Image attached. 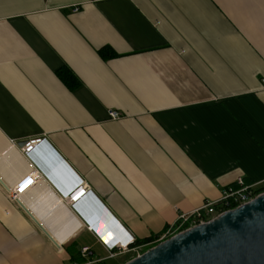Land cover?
<instances>
[{
	"label": "crops",
	"instance_id": "1",
	"mask_svg": "<svg viewBox=\"0 0 264 264\" xmlns=\"http://www.w3.org/2000/svg\"><path fill=\"white\" fill-rule=\"evenodd\" d=\"M263 80L264 0H0V264H122L150 243L104 244L158 243L238 176L263 179ZM31 168L17 206L5 186ZM83 181L121 228L60 200Z\"/></svg>",
	"mask_w": 264,
	"mask_h": 264
},
{
	"label": "water",
	"instance_id": "2",
	"mask_svg": "<svg viewBox=\"0 0 264 264\" xmlns=\"http://www.w3.org/2000/svg\"><path fill=\"white\" fill-rule=\"evenodd\" d=\"M24 144L25 141L17 145ZM82 204L96 215L88 222L90 229L121 228L99 201L88 200ZM25 210L53 241L45 228ZM123 264H264V192L205 223L159 241Z\"/></svg>",
	"mask_w": 264,
	"mask_h": 264
},
{
	"label": "built area",
	"instance_id": "3",
	"mask_svg": "<svg viewBox=\"0 0 264 264\" xmlns=\"http://www.w3.org/2000/svg\"><path fill=\"white\" fill-rule=\"evenodd\" d=\"M108 114L112 119L120 118L122 115L116 110H109ZM40 141L41 140L39 138L26 140L25 144L19 148L20 154L24 157L27 156L35 148V146L40 143ZM9 143L10 146L15 144L11 140ZM40 177L41 176L33 168H31L28 174L21 178L20 182L16 185L12 187L5 186L6 192L14 204L22 206L21 201L23 199V195L38 181V179H40ZM27 181H30V183H27V186L24 187L23 191H21V187L25 185ZM235 183L236 187L228 186L226 189L222 190L219 199L207 200L200 207L192 210L191 212L178 213L176 221L171 226L166 228L164 234L158 241L168 238L169 236L185 229L191 228L197 224L205 223L222 212L244 204L252 200L258 194L264 192V178L257 182L246 184L243 177L238 176ZM90 192L91 190L89 186L83 181L78 186L73 188L66 197L60 198V200L64 201L71 209L75 210L78 204L82 203ZM87 228L89 229V227ZM128 233L130 234V232ZM128 238L130 239L121 237L118 241H114L110 244H104L108 254L107 257H113L119 253L135 250L141 246L135 244L136 239L131 234ZM88 250L89 247L87 246L80 249V253L83 258H87ZM84 264H90V262Z\"/></svg>",
	"mask_w": 264,
	"mask_h": 264
},
{
	"label": "trees",
	"instance_id": "4",
	"mask_svg": "<svg viewBox=\"0 0 264 264\" xmlns=\"http://www.w3.org/2000/svg\"><path fill=\"white\" fill-rule=\"evenodd\" d=\"M98 53L103 58H109L115 55V53L111 51V49L104 46L98 49ZM57 74L59 78L69 87H75L79 84L78 78L68 68L60 69L59 71H57ZM145 243H150V245L147 246V248H144V251L149 247L155 245L157 242L151 237L144 238L142 240H136L135 242L136 245H143ZM71 259L73 260V258Z\"/></svg>",
	"mask_w": 264,
	"mask_h": 264
},
{
	"label": "rangeland",
	"instance_id": "5",
	"mask_svg": "<svg viewBox=\"0 0 264 264\" xmlns=\"http://www.w3.org/2000/svg\"><path fill=\"white\" fill-rule=\"evenodd\" d=\"M136 255H134V253L133 252H130V253H127V254H125V255H119V256H117V257H114L113 259H117V260H119V261H122L123 263L124 262H126V261H128L129 259H131V258H133V257H135ZM126 260V261H125ZM122 263V264H123Z\"/></svg>",
	"mask_w": 264,
	"mask_h": 264
},
{
	"label": "snow or ice",
	"instance_id": "6",
	"mask_svg": "<svg viewBox=\"0 0 264 264\" xmlns=\"http://www.w3.org/2000/svg\"><path fill=\"white\" fill-rule=\"evenodd\" d=\"M27 183H30V181H27V182L25 183V185H23V186L21 187V191H23L24 187L27 186ZM105 242L107 243V240H106Z\"/></svg>",
	"mask_w": 264,
	"mask_h": 264
},
{
	"label": "clouds",
	"instance_id": "7",
	"mask_svg": "<svg viewBox=\"0 0 264 264\" xmlns=\"http://www.w3.org/2000/svg\"><path fill=\"white\" fill-rule=\"evenodd\" d=\"M124 228H125V227H124ZM91 229H92V228H91ZM91 229H90V230H91ZM93 230H94V229H93ZM91 231H92V230H91ZM94 231H95V230H94ZM126 231H127V230H126ZM127 232H128V231H127ZM128 234H129V233H128ZM129 236H130V234H129Z\"/></svg>",
	"mask_w": 264,
	"mask_h": 264
}]
</instances>
